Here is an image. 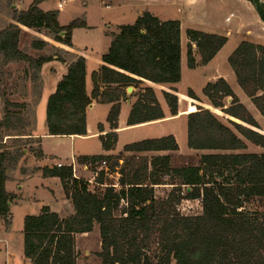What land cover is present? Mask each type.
I'll use <instances>...</instances> for the list:
<instances>
[{"label":"trees","instance_id":"trees-1","mask_svg":"<svg viewBox=\"0 0 264 264\" xmlns=\"http://www.w3.org/2000/svg\"><path fill=\"white\" fill-rule=\"evenodd\" d=\"M45 1L48 0H34L27 10L12 8L16 24L0 30V57L6 64L24 61L32 67L36 104L42 96L43 65L54 59L67 63V73L47 103L49 134L87 135L88 108L94 100H99L112 104L107 118L111 131L101 135V140L105 150L115 149L119 140L116 129L122 101L128 98L127 89L139 87L144 81L181 82V22L162 20L145 12L133 24L121 26L102 56L100 69L92 74L94 89L90 95L85 56L59 49L72 60L58 54L33 57L20 48L23 27L45 32L72 48L74 28L86 26L84 21L78 20L62 25L60 10L45 11L40 7ZM247 1L253 4L264 22V0ZM187 34L191 69L198 66L193 42L197 44L204 65L228 42L226 36L195 29H189ZM49 45L41 38L33 42L36 50H44ZM229 62L238 83L264 117V45L243 41ZM204 94L215 107L241 122L229 119L230 125L225 124L211 110L191 105L188 146L212 151L200 157L199 165L173 167L171 155H138L178 151L176 137L168 135L126 145L124 151L132 154L129 156L122 153L81 157V163L91 165L98 173L96 184L101 188L95 190L91 189L89 180L75 177L72 166L44 167L45 177L61 178L75 214L62 218L49 206H44L39 214L28 215L23 230L26 257L33 264H78L76 235L93 232L98 225L102 239L98 256L102 264H264V152H240L248 148L245 139L264 148V132L224 78L207 84ZM164 96L172 114L177 115L178 95L164 91ZM189 96L200 101L191 89ZM227 97L232 98L229 107L224 103ZM14 105L30 108L26 104ZM164 117L154 88L145 87L133 104L128 124ZM36 124L35 109L31 122L21 113L9 112L1 128L22 130L9 134L19 139L31 135L24 129L33 130ZM100 130L104 131L102 124ZM24 155L25 148L0 146V217L7 221L10 205L16 198L6 188L9 170L16 168ZM103 161H107V167L98 170ZM113 173L120 174V187L106 184L108 174ZM164 184L174 187L165 197H158L156 186ZM124 200L127 205L121 208ZM184 200H199L202 212L184 214L179 208ZM254 201H260L263 210H250L248 205Z\"/></svg>","mask_w":264,"mask_h":264},{"label":"rangeland","instance_id":"rangeland-1","mask_svg":"<svg viewBox=\"0 0 264 264\" xmlns=\"http://www.w3.org/2000/svg\"><path fill=\"white\" fill-rule=\"evenodd\" d=\"M33 1L0 0V30L6 28L11 23L16 24L12 19V8L17 7L18 10H27ZM220 2L221 4H216L217 6L211 5L208 13H204L203 8L196 7L194 17L200 25H183L184 39L188 38L187 30L189 28L205 30V32L211 30L212 28L209 25L203 24L204 19L220 23L225 21L226 16L231 18L229 25L236 26L242 24L243 27L245 26V30L247 27H250L255 35L261 34V25L264 22L261 20L256 8L251 2L247 0H221ZM164 5L161 4L159 7L161 11L166 8L167 11L170 10V14L173 13L171 16L182 18L183 14L177 13V7L172 8L171 6ZM137 6V4L130 3L128 0H48L40 5L45 11L61 9L59 19L62 25L67 26L76 20L85 22L86 26L74 28L72 34L74 46L72 48L75 54H86L85 57L87 59L89 73L99 68L100 63L98 60H101L102 56L108 51L113 34L119 32L121 26L133 24L136 21L137 15L139 14V8ZM231 13H234V15L231 16ZM39 38L48 41L50 45L44 50L34 49L33 42ZM20 48L33 57L58 54L66 57L68 61L72 60L70 55L59 50L70 51L68 46L55 41L52 37L46 35L45 32H38L25 27H23L21 35ZM184 48L187 51V45L185 43ZM66 73V64L58 59L51 60L43 65L41 72L43 85L42 96L36 104L37 95L34 93L33 83L31 81L32 75L34 74L32 67L24 61L6 64L3 58L0 57V146L12 147L16 145L28 151L39 147L33 145L34 139L22 137L16 139V136L9 135L21 133L22 130H6L5 128H1V124L9 112L21 113L25 119L31 122L34 120L36 109L38 130L40 132L46 130L47 103L49 97L56 90L57 84ZM205 73L212 74L213 70L210 69ZM203 74L204 70L194 71L186 64L182 88L191 86L194 89H199L203 82ZM11 103H18V105L26 104L30 108L26 110L27 107H16ZM103 116L101 110L90 116L91 133L87 137L80 136L77 138V143L73 142L69 135L56 136L48 139L45 142L46 152L53 155L51 158H60L69 164L72 163V156L79 152L83 154L103 153L102 141L97 133L99 124L101 121H105V117ZM220 117H222L221 119L226 124H229L228 118L221 115ZM256 117L260 122L261 131L264 132V118L259 113L256 114ZM187 124L186 119H180L170 124H165L155 131L145 134L140 133L138 135L130 134V136H134L132 138H135V136L137 138L139 136H145L144 138H158L162 135L176 132L180 150L170 152L172 166L199 165L200 157L212 151L191 150L189 148ZM24 130L27 133L32 132V128ZM126 140L128 139L124 138L119 143L116 152L122 150L123 142H127ZM245 141L248 144V148L240 152L257 153L261 151V147L250 143L246 139ZM12 149L14 150V147ZM147 155L151 156L152 154L147 153ZM48 161L50 162L51 160L49 159ZM16 168L10 169L9 174H13ZM90 168L91 171L92 167L90 166ZM101 169L103 168H99L98 170ZM119 177L116 173L113 176L108 175L105 182L108 185L116 184L118 183ZM93 181H95V178ZM42 184L49 187H43ZM172 187L174 185L171 184L156 186L157 196L165 197L171 191ZM97 188L101 187L95 182H91V189L95 190ZM15 189L17 194L10 205L9 221L4 218L0 219V264H33L25 255L23 232L25 218L28 215L39 214L44 204L50 205L53 211L63 210L62 212H67L65 209H68V206L64 203V187L59 177L45 179L34 176L31 178L22 177V181L15 185ZM179 208L184 214H198L202 212V206L199 200H184ZM248 208L250 210H263L260 201L252 202L248 205ZM101 247L102 239L98 225L91 233L79 234L77 236L78 264H102V260L98 256V253L102 250Z\"/></svg>","mask_w":264,"mask_h":264},{"label":"crops","instance_id":"crops-1","mask_svg":"<svg viewBox=\"0 0 264 264\" xmlns=\"http://www.w3.org/2000/svg\"><path fill=\"white\" fill-rule=\"evenodd\" d=\"M130 3L137 4L139 8V14L137 15V18L141 15H143L145 12H151L152 14L158 16L162 20H170V19H176L181 22V39H182V80L181 82L177 84H157L151 81H144V84H142L139 87L131 86L133 89L129 91V88L127 89L128 93V98L126 100L122 101V108H121V114L119 117V124L118 128L116 129L118 133V143L116 145L115 149L112 150H105L103 147V153H97V154H83V153H78L74 156H72L73 160L72 163L69 164L60 158L58 159H53L52 154H48L45 150V142L53 137V135L49 134V129L47 126L46 130L39 131L38 130V122L36 124V127L30 132L31 135L24 136V138L27 139H34V144L39 146L38 148H33L31 151L25 150V155L23 156L22 161H20L19 166L16 168L13 174L9 175V180L6 184V188L8 192L14 193L15 195L17 194L15 185L19 184V182L22 181V177L26 178H31L34 176L38 177H43L45 179L53 178V177H45L43 175V168L44 167H56L58 166V163H63L64 166H72L74 169V175L77 178H84L89 180L90 182H95L96 183V178L98 176V173L91 170L90 171V166L89 164H84L80 162L81 157L85 156H94V155H106V156H119L122 153L127 155H132L131 153H127L124 151V148L126 145L142 141L145 139H151V138H144L145 136H139L137 138H132L134 136H130V134H145L151 131H155L156 129H159L165 124H170L172 122H175L180 119H186L188 123V117L189 114L191 113L190 107L191 105L195 106H203L209 110H211L222 122H224L220 117L225 116L226 118L233 119L236 121H239L226 113L223 112L221 108L215 107L211 100L204 94V88L207 86V84L211 82H216L221 78H224L232 87L240 101L248 108V110L253 114V116L257 119L256 114H262L260 111L256 108L255 104L253 103L252 99L245 93V91L242 89L240 84L238 83L237 76L230 65L229 58L235 51V49L241 44L243 41H251L257 44H262L264 45V24L262 23L261 27V34L260 35H255V33L252 31L250 27H247L245 30V26L243 27L242 24H238L236 26H231L229 25V22L231 21V18L226 16L225 21L216 23L213 22L212 20H207L204 19L203 24L209 25L212 29L209 31H206L207 33H213V34H219L222 36L228 37V42L226 45L218 52V54L212 59L208 64L204 65L201 63V55L198 52V47L196 43L193 44V52L195 55V58L198 62V66L196 68H193L192 70L197 71V70H204V78L203 82L200 85L199 89H194V87L188 86L187 88H182V83L184 80V74H185V65H188V45L190 43L189 37L187 39H184L183 36V25H200L198 24L196 18L194 17L195 12L194 10L196 9L197 6L203 8L205 11L204 13H208L209 8L211 5H219L221 4V0H128ZM161 4H165L164 6H171L172 8L177 7V13H182L183 16L177 17V16H171L173 13L170 14V10L167 11L165 8L163 11L159 9ZM216 5V6H217ZM61 12V9H60ZM175 13V12H174ZM202 13V12H201ZM200 14V13H199ZM234 13H231V16H233ZM229 18V20H228ZM261 24V23H260ZM28 29V28H27ZM189 29H195V28H189ZM188 29V30H189ZM187 30V31H188ZM199 30V29H195ZM205 32V30H199ZM118 33V32H117ZM115 34V33H114ZM113 34V35H114ZM184 43L187 45V51H185L184 48ZM70 52H73V48L68 47ZM74 53V52H73ZM78 55L86 56L85 53H76ZM100 63L99 68H97L95 71L99 70L101 65L103 64L102 59L98 60ZM66 64V68L68 70V65ZM189 66V65H188ZM88 69V67H87ZM213 70L212 74L205 73L208 70ZM92 73L88 72L87 75V90L88 93L91 95L94 89V83L92 79ZM58 85V84H57ZM145 87H153L155 92H156V97L158 101L160 102L164 112H165V117L162 119L158 120H153L145 123H140L136 125H129L128 124V119L130 112L132 110L133 104L137 101L138 99V94L140 91H143ZM57 88V87H56ZM174 88L177 89L176 92H174ZM193 90L198 97L200 98L199 100H195L189 96V90ZM164 91L168 92H173L178 95L179 97V112L177 115H173L171 112V108L164 96ZM55 92V91H54ZM226 107L231 106L232 104V98L227 97L224 101ZM112 108L111 103H103L100 102L99 100H94L92 105L88 108L87 112V120H88V135H69L70 138L73 140V142L77 143V138L80 136L82 137H87L91 133V123H90V116L93 114H96L99 110L103 112V117H105V121H101L99 124V130H98V135L101 138V135L106 134L107 132L111 131L110 124L107 121L109 112ZM263 117V116H262ZM96 118V117H95ZM264 118V117H263ZM258 121V119H257ZM241 122V121H239ZM259 122V121H258ZM225 123V122H224ZM260 123V122H259ZM103 125L104 131L102 132L100 130V125ZM226 124V123H225ZM230 125V124H228ZM128 133V135H127ZM168 135H174L177 139L176 132L170 133V134H165L162 135L161 137L168 136ZM187 136H188V124H187ZM158 137V138H161ZM124 138H127V142H123V148L120 151L116 152L117 147L119 146V143L122 142ZM102 141V140H101ZM178 141V139H177ZM251 143V142H250ZM179 144V141H178ZM32 145V146H33ZM103 145V143H102ZM180 146V144H179ZM260 147V146H259ZM180 150V149H179ZM178 150V151H179ZM192 150V149H191ZM260 152L257 153H262L264 152V148L261 147ZM170 152L174 151H162V152H148V154L152 155H163V154H168L170 155ZM41 153V155H39ZM147 155V153H141V155ZM139 155V154H138ZM151 155V156H152ZM51 160L50 162L48 160ZM123 162V160H121ZM67 163V164H66ZM90 168V169H89ZM100 168H105L103 165ZM99 169V168H98ZM114 174V173H113ZM113 174L111 176H113ZM117 175L120 176L119 173H116ZM92 176V177H91ZM91 177V178H90ZM95 178V181L93 179ZM12 186H11V185ZM15 184V185H14ZM119 184V179L118 183ZM114 185V184H112ZM43 187H49L45 186L42 184ZM161 186V185H158ZM22 187V186H21ZM64 187V186H63ZM120 187V185L118 186ZM51 190V189H50ZM52 191V190H51ZM65 193V191H64ZM64 203L67 204L68 209H65L67 212H62L59 210H55V212L59 213L62 218H69L75 214V208L74 205L72 204L71 200L67 199L66 195L64 196ZM43 206H49L51 209H53L50 205L44 204ZM1 219V217H0ZM91 233V232H90ZM88 234V233H84ZM79 234L76 235V238ZM79 261V260H78Z\"/></svg>","mask_w":264,"mask_h":264},{"label":"built area","instance_id":"built-area-1","mask_svg":"<svg viewBox=\"0 0 264 264\" xmlns=\"http://www.w3.org/2000/svg\"><path fill=\"white\" fill-rule=\"evenodd\" d=\"M228 20H229V18H228ZM57 165H58L59 167L64 166L63 163H58ZM102 165H103L104 167H107V161H103V162H102ZM108 175L111 176L112 174H108ZM113 186L118 187L119 184H114ZM126 205H127V202L124 200V201L122 202V204H121V208H122L123 206H126Z\"/></svg>","mask_w":264,"mask_h":264},{"label":"water","instance_id":"water-1","mask_svg":"<svg viewBox=\"0 0 264 264\" xmlns=\"http://www.w3.org/2000/svg\"><path fill=\"white\" fill-rule=\"evenodd\" d=\"M133 89V87H129V91H131Z\"/></svg>","mask_w":264,"mask_h":264}]
</instances>
